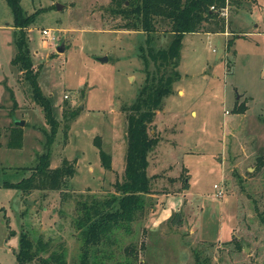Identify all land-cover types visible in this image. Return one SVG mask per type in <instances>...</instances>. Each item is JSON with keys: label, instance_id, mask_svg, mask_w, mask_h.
Here are the masks:
<instances>
[{"label": "rangeland", "instance_id": "obj_1", "mask_svg": "<svg viewBox=\"0 0 264 264\" xmlns=\"http://www.w3.org/2000/svg\"><path fill=\"white\" fill-rule=\"evenodd\" d=\"M110 1L19 0L24 15L34 14L25 29L29 54L58 121L49 166L67 159L75 170L61 192L23 193L3 183L29 175L48 125L10 62L15 30L0 0V264H16L21 231L40 237L48 251L62 249L66 264H80V203L108 198L122 179L124 107L145 77L138 46L145 50L146 34L125 29ZM220 16L223 32L211 23L203 29L213 32L183 35L179 78L149 125L159 137L146 168L150 194L157 196H146L128 229L113 228L92 248L87 264H264V0H227ZM154 27L150 45L164 48L172 37L168 25L160 20ZM43 29L52 41L43 42ZM146 69L152 71L151 63ZM238 105L242 113L234 110ZM70 110L77 112L72 120L65 117ZM16 121L23 122L22 144L7 148ZM95 136L110 156L109 170L100 166ZM160 211L165 219L180 212L181 225L155 224ZM127 246L133 256L124 253Z\"/></svg>", "mask_w": 264, "mask_h": 264}, {"label": "trees", "instance_id": "obj_2", "mask_svg": "<svg viewBox=\"0 0 264 264\" xmlns=\"http://www.w3.org/2000/svg\"><path fill=\"white\" fill-rule=\"evenodd\" d=\"M12 17L14 28V45L16 48L11 64L27 83L31 100L41 109L48 130H42L44 141L43 151L37 155L33 166L27 168L29 175L15 183L4 182L3 186L12 187L29 193L32 190H56L61 192L67 180L74 174V162L63 159L57 167L49 166V150L54 140L58 121L52 112V105L38 84V71L33 68L29 54L25 29L34 20V14L24 15L19 0H5ZM110 11L124 21L128 30L144 32L145 50L138 46L139 58L145 69L143 83L139 87L135 99L124 107L125 153L121 181L113 183L114 192L100 202L80 203L75 226L79 231L80 264H87L92 248H96L107 237L112 229L121 227L128 229L129 224L140 216L150 194V178L146 174L147 155L157 145L158 135L149 128L155 112L160 108L161 100L172 91V83L179 78L176 71L181 39L185 33H196L203 29V24H213L216 32H223L220 14L227 0H111ZM127 3L125 5L124 3ZM164 21L172 37L164 48L153 49L150 45V34L155 32L154 24ZM203 32L212 31L205 27ZM213 32V31H212ZM151 63L153 69H146ZM234 110L242 113L243 105ZM76 110H70L68 120L76 117ZM68 125H63L66 134ZM93 145L97 148L100 166L110 169V156L100 147L98 137H93ZM22 144V130L18 126L8 129L5 147L19 149ZM1 146V143H0ZM188 187L184 182L183 189ZM264 223V218L260 217ZM171 225L180 226L181 213L174 211L167 219ZM10 233V232H9ZM11 234V233H10ZM47 244L39 237L33 240L25 232L18 235V246L14 252L16 264H66L62 249L47 250ZM124 253L134 255L132 247H125ZM198 264H204L198 262Z\"/></svg>", "mask_w": 264, "mask_h": 264}, {"label": "water", "instance_id": "obj_3", "mask_svg": "<svg viewBox=\"0 0 264 264\" xmlns=\"http://www.w3.org/2000/svg\"><path fill=\"white\" fill-rule=\"evenodd\" d=\"M55 7L57 10H60L62 6L59 4H56ZM63 49H64V44L62 42H60L59 45L56 46L55 51L58 53V52H62ZM98 61L104 62V61H106V57H100V58H98ZM22 124H23L22 121H16L15 122V126H21ZM243 247H244V245H243Z\"/></svg>", "mask_w": 264, "mask_h": 264}, {"label": "built area", "instance_id": "obj_4", "mask_svg": "<svg viewBox=\"0 0 264 264\" xmlns=\"http://www.w3.org/2000/svg\"><path fill=\"white\" fill-rule=\"evenodd\" d=\"M41 34L45 37V39L43 40L44 43H46V41H52L54 39V37L49 34L48 30L43 29L41 31ZM213 188H217L216 185H214ZM217 195H221V191H218Z\"/></svg>", "mask_w": 264, "mask_h": 264}, {"label": "crops", "instance_id": "obj_5", "mask_svg": "<svg viewBox=\"0 0 264 264\" xmlns=\"http://www.w3.org/2000/svg\"><path fill=\"white\" fill-rule=\"evenodd\" d=\"M147 167H148V165H147ZM184 182H186V181H184ZM186 189H188V187H187ZM186 189H182V190H186ZM146 196H157V195L147 194ZM158 196H159V195H158ZM173 212H174V211H173ZM160 214H163V216L161 217L160 221H155V224L161 222L162 220H166V221H167V219L169 218V217H168L167 219H165L166 216L168 215V213H167V214H164V213H162V211H160ZM169 216H170V215H169Z\"/></svg>", "mask_w": 264, "mask_h": 264}]
</instances>
